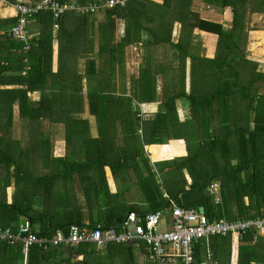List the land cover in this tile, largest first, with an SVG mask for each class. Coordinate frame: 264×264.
<instances>
[{
	"label": "trees",
	"instance_id": "obj_1",
	"mask_svg": "<svg viewBox=\"0 0 264 264\" xmlns=\"http://www.w3.org/2000/svg\"><path fill=\"white\" fill-rule=\"evenodd\" d=\"M19 1L41 0L0 3ZM100 1L106 0H74L80 6ZM156 1L126 0L99 10L101 20H95L99 12L54 17L41 10L27 26V49L10 34L18 16H0V230L31 219L45 242L29 250L27 264H134L133 245L108 244L100 262L93 244L50 243L73 225L106 228L130 211L142 215L119 201V179L131 169L149 213L167 207L168 195L180 207H202L209 221L264 217V72L246 57L249 19L264 15V0H200L229 28L202 19L193 0ZM117 20L124 23L119 40ZM194 30L215 36L212 58L189 53ZM136 46L141 61L126 87L125 55ZM32 91L39 101L28 99ZM178 101L187 103L189 120H179ZM152 104L157 111L145 119L144 107ZM14 106L22 141L13 135ZM44 119L49 136L41 130ZM54 139L64 141L62 157L54 156ZM174 142L183 154L171 157ZM145 146L157 148L150 149L152 163ZM140 160L144 171L135 166ZM212 182L219 183L218 203L206 190ZM253 237L248 231L241 239L212 238L213 262L228 264L234 255L236 264H264V238ZM201 248L194 246L198 261ZM21 258L18 246L0 241V264Z\"/></svg>",
	"mask_w": 264,
	"mask_h": 264
},
{
	"label": "built area",
	"instance_id": "obj_2",
	"mask_svg": "<svg viewBox=\"0 0 264 264\" xmlns=\"http://www.w3.org/2000/svg\"><path fill=\"white\" fill-rule=\"evenodd\" d=\"M125 2L126 0H106L85 6L74 3L69 6L60 5L56 0H41L37 4H25L23 1L14 5H5L4 2L0 4L14 8L18 19L16 26L10 30V34L23 42L27 49V26L30 18L41 10H51L54 17L68 10L80 14H93L103 8L124 6ZM206 190L214 198L215 203H218L219 183L212 182ZM164 198L170 214L169 219H164V222L161 210L145 215L130 211L116 226L87 228L73 225L69 228L67 236L59 231L50 243L53 246L64 243L70 247L93 244L99 251L104 250L108 244L135 246L144 244L146 264H212L214 263L211 249L212 238L237 235L241 239L248 231L254 232V241L264 236V217L209 221L198 210L180 207L168 195H164ZM166 221H168L167 224L162 225ZM15 226V230L9 227L0 230V241L9 246H18L25 264L29 250L34 246H41L45 240L37 235L28 218H22ZM198 243L202 244V255L199 261L194 251V246Z\"/></svg>",
	"mask_w": 264,
	"mask_h": 264
},
{
	"label": "crops",
	"instance_id": "obj_3",
	"mask_svg": "<svg viewBox=\"0 0 264 264\" xmlns=\"http://www.w3.org/2000/svg\"><path fill=\"white\" fill-rule=\"evenodd\" d=\"M155 2H158V1H156V0H154ZM77 4L76 2H74V1H71V2H68V3H65V4H63V5H71V4ZM90 4H92V3H90ZM85 5H89V4H85ZM84 5V6H85ZM2 5L0 4V7H1ZM3 7V6H2ZM0 8V16L2 17V18H7V17H14L15 16V10H14V8L13 7H11V6H8V7H4V8ZM198 8H201L200 10H198ZM208 7H206L200 0H193V2H192V4H191V9H192V11H194V12H197L199 15H200V17L202 18V19H204L205 17L204 16H210L211 17V15L214 13V12H210V11H205L206 9H207ZM209 9V8H208ZM207 12H209V14L207 13ZM216 16H219V14H216ZM221 17V16H220ZM103 17H102V15H100V12L99 13H97V15H96V18H95V20H101ZM208 19V18H207ZM208 20H212L213 22H218V21H214L213 19H211V18H209ZM220 23H222V21L220 22ZM123 30H124V23H123V21L122 20H117L116 21V32H115V37H116V40H119V38L122 36V34H123ZM54 31H56L55 29H54ZM33 32H35L34 30H33ZM211 36H213V35H209V34H206V33H204V32H202V31H199V30H194L193 31V34H192V39H191V43H190V47H189V53L190 54H196V55H199V56H201V57H205V58H212V56L214 55V48H215V42H213V40H212V38H211ZM32 37V36H31ZM213 37H215V36H213ZM253 37H255V36H253ZM250 38H251V35H250ZM198 45H200V47L198 46ZM251 45V43H249V46ZM198 47H199V49H198ZM205 47L206 48H208L209 49V52L208 53H211V55L210 56H204V54H206L205 53ZM249 48L250 47H248V50H249ZM211 49H213V51L211 50ZM132 57L134 58V56L137 58V56H140L141 57V49H140V47H132ZM131 50H128L127 52H126V58H125V67H126V87H128V82H129V74L131 73V71L133 72V73H135L136 75H137V72H138V66H139V64L140 63H138V65H137V67H136V71H134V68H132L131 67V65H129V63L127 62L128 61V58H130V56H129V52L131 51ZM136 50H138V51H136ZM134 51H136V52H134ZM138 54H140V55H138ZM56 57H57V43L54 41L53 42V62H52V70H53V72H55L56 71V69H57V65H56ZM84 59L85 58H83L82 60H81V62H79V66H78V73L79 72H81L80 70H81V68H82V64H83V62H84ZM80 61V60H79ZM140 61H141V58H140ZM116 82H118V79L116 80ZM3 88H6V87H3ZM160 88H161V80L160 81H158L157 82V90H158V93H160ZM28 99L30 100V101H32V102H37V101H39L40 100V93L39 92H37V91H32V92H29L28 93ZM183 100V99H182ZM152 105H154V106H156L157 104H152ZM147 107V106H146ZM176 107H177V115H178V118H179V120L180 121H185V120H189L190 119V112H189V107H188V105H187V103L185 102V101H178L177 103H176ZM182 111V113H180V114H178L179 113V111ZM150 115H152V114H145L144 115V118L146 119V118H148V117H150ZM180 116H182V119H180ZM83 117L84 118H88V114L87 113H85L84 115H83ZM42 124H44V125H46V126H48L47 128H48V131L46 132V136H49L50 135V130H49V124H48V122H47V120H42ZM42 124H41V127H42ZM42 129V128H41ZM94 135V134H93ZM55 144H57L58 145V143H55ZM155 147L154 146H145L144 147V156L146 157V158H150L151 159V163L154 161L152 158H151V156L149 155V152H150V149H154ZM155 149H157V148H155ZM171 150H173L174 152H173V154L171 155V157L172 156H178V155H181V154H183V152H182V147L181 146H179L178 144L177 145H173V146H171V148H170ZM161 151H164V150H161ZM184 151V150H183ZM56 157H62V155H57ZM171 157H165L164 159H169V158H171ZM159 159H161V158H159ZM140 169H142V171H144V169H143V163L142 164H140L139 166H138ZM129 171V170H128ZM128 171H125L121 176V179H119V183H120V185L122 186V184L124 183V182H128V183H133V182H135V179H134V172H131L130 171V173L128 174V176L127 175H125ZM133 175V179L131 178V176ZM124 179H126V180H124ZM113 181L111 180V178H110V184H112V186H113ZM125 185H128V184H125ZM114 188V187H113ZM219 195H220V192H219ZM219 199H220V197H218V202H219ZM213 201L215 202V200H214V198H213ZM135 205V204H134ZM139 206V205H138ZM138 206H137V208H138ZM143 207H145L146 208V210L145 211H142V210H140L139 208V211H140V213L142 214V215H145V214H147V213H149V211L147 210L148 209V206H147V204L146 203H144L143 204ZM21 220V219H20ZM33 226V229L36 231L37 229H35V227H34V225H32ZM263 238H264V236H263ZM222 247H224L226 250H228L227 249V246H226V244H222ZM105 250V249H104ZM104 250H101V251H99V250H97V251H99V252H101V255L102 256H104ZM140 250H141V252H142V255H143V259L140 261V264H146V262H145V251H146V247L144 248H140ZM20 252H21V250H20ZM235 252V249H234V247L232 248V254ZM21 255H22V252H21ZM102 256H100V257H102ZM28 257V256H27ZM105 257V256H104ZM104 257H102L101 258V261L100 262H105V258ZM235 257H234V255H233V257L231 258V260H230V263L228 262V264H236V259H234ZM19 264H24V257H23V255H22V258H21V261H20V263ZM25 264H27V260H26V263ZM212 264H219L218 263V261L215 263H212ZM222 264H227V261H222Z\"/></svg>",
	"mask_w": 264,
	"mask_h": 264
},
{
	"label": "rangeland",
	"instance_id": "obj_4",
	"mask_svg": "<svg viewBox=\"0 0 264 264\" xmlns=\"http://www.w3.org/2000/svg\"><path fill=\"white\" fill-rule=\"evenodd\" d=\"M74 1V0H72ZM69 6V5H68ZM2 7V6H1ZM3 8V7H2ZM201 8H198V10H200ZM205 11H210V12H214L211 17L210 16H204L205 20H208L209 18L213 19L214 21H218L217 23H220L222 21V23H225L224 26L226 28H229L230 25L227 23V22H224L223 21V18L220 17L221 14L219 11L217 10H213L212 8H207ZM209 14V12H207ZM216 14H219V16H216ZM101 15V14H100ZM208 18V19H207ZM209 21V20H208ZM212 21V20H210ZM248 32H249V35H251V38L249 36V43H251V45L249 46V50L247 49L246 50V57L249 59V60H252L254 62H256L258 64V68L257 70L260 71V72H264V15H259V14H254L250 17L249 19V24H248ZM207 34V33H206ZM255 36V37H253ZM213 42L216 41V38L211 36ZM200 47V45H198ZM198 47V49H199ZM215 49V48H214ZM213 51V49H211ZM138 51V50H136ZM134 51V52H136ZM209 52V49L205 47V53L204 56H210L211 53H208ZM140 55V54H138ZM213 57V56H212ZM140 56H137V58L134 56V58L132 57V60L130 58H128V63L129 65L131 64L132 62V68H134V71H136V67L138 65V63H140ZM116 87L119 86V83L116 82ZM157 105L154 106V105H149L147 107H144V110L149 112V113H155L157 111ZM14 111H13V122H14V126H13V131H14V134L15 136H17L19 138V140H23V130H24V127H23V123L22 121L19 120L18 118V112H17V106H14ZM182 113V111L180 110L178 114ZM180 119H182V116H180ZM48 126L42 124V131L43 133L46 134V132L48 131ZM59 138H62L61 137V133L58 131L57 132ZM55 142V139L54 141ZM55 143H58L55 144V148H54V156L56 157L57 155H62L64 154V141H60L57 139V141ZM173 145H177L176 142H174L173 144L169 145V147L171 148V146ZM172 151V150H171ZM173 157V156H172ZM142 164V161H137V163L135 164L136 167L137 166ZM132 171L129 170L125 175L128 176V174ZM135 176V175H134ZM137 177V175L135 176ZM134 177V179H136ZM131 178L133 179V175L131 176ZM126 180V179H124ZM158 182H159V179L157 177ZM125 184H128V185H125ZM118 185L120 186V183L118 182ZM118 196H119V201L121 203H125L126 205H132V204H135L136 206H138V208L142 211H145L146 208L143 207V204L145 203V198L144 196L142 195V193L140 192V189L138 187V184L136 182H133V183H128L127 181L124 182L122 184V186L119 188L118 190ZM38 202V201H37ZM162 214H163V222H164V219L167 220L169 219V211L167 209V207H164L162 208ZM168 221H166V223H163L162 225H165L167 224ZM164 228H168L167 226H164ZM35 229H37L35 227ZM144 246V244H140L139 246H135L133 245L132 246V252H133V259H134V264H140V261L143 259V255H142V252L140 250V248L142 249ZM102 256V255H100Z\"/></svg>",
	"mask_w": 264,
	"mask_h": 264
},
{
	"label": "water",
	"instance_id": "obj_5",
	"mask_svg": "<svg viewBox=\"0 0 264 264\" xmlns=\"http://www.w3.org/2000/svg\"><path fill=\"white\" fill-rule=\"evenodd\" d=\"M198 211H199V213L200 214H203L204 213V211H203V208L202 207H200L199 209H198ZM29 220L31 221V219L29 218Z\"/></svg>",
	"mask_w": 264,
	"mask_h": 264
}]
</instances>
